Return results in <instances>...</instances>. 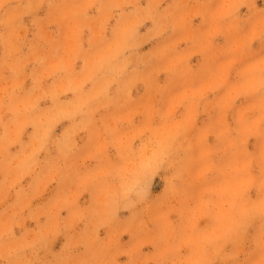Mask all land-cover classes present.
Wrapping results in <instances>:
<instances>
[{"label":"rangeland","instance_id":"obj_1","mask_svg":"<svg viewBox=\"0 0 264 264\" xmlns=\"http://www.w3.org/2000/svg\"><path fill=\"white\" fill-rule=\"evenodd\" d=\"M0 264H264V0H0Z\"/></svg>","mask_w":264,"mask_h":264}]
</instances>
